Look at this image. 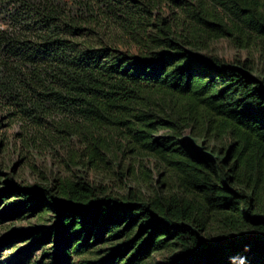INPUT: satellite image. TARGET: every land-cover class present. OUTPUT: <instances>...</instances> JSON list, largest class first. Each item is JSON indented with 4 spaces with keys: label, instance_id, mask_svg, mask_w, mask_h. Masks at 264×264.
<instances>
[{
    "label": "trees",
    "instance_id": "1",
    "mask_svg": "<svg viewBox=\"0 0 264 264\" xmlns=\"http://www.w3.org/2000/svg\"><path fill=\"white\" fill-rule=\"evenodd\" d=\"M1 2L0 107L68 172L16 195L56 212L57 248L107 236L126 239L107 264H264V0ZM221 40L256 55L230 65ZM123 160L133 188L87 177Z\"/></svg>",
    "mask_w": 264,
    "mask_h": 264
},
{
    "label": "rangeland",
    "instance_id": "2",
    "mask_svg": "<svg viewBox=\"0 0 264 264\" xmlns=\"http://www.w3.org/2000/svg\"><path fill=\"white\" fill-rule=\"evenodd\" d=\"M6 12L0 0V29L5 28ZM210 51L230 65L256 55L255 52L238 50L226 40L213 43ZM22 136L21 124L12 122L8 117V111L0 107V264H83L84 262L107 264L108 256L122 246L126 239L109 242V238L104 236V242L82 255L76 253L68 242L65 246L57 248L55 239H49L46 230L57 223L56 212L49 211L44 221H40L39 213H34L35 207L26 205L25 200L16 195L18 186L37 185L41 182V176L50 180L68 174L67 169L59 162L60 156L56 157L50 153L40 154L35 151L26 152L20 143ZM143 163L144 172H148L151 176L150 188L159 187L160 182L165 179L164 174L156 171L149 160ZM128 164V161L123 160L122 169H116L113 164L108 170L101 169L99 172L87 173V177L95 183L110 186L115 191H118L122 184L133 188L136 186L134 183L129 184L127 179L118 175L123 172L126 176ZM139 189L145 195L148 194L144 185ZM8 193L13 195L6 197L8 199L2 198ZM23 212L26 214H22ZM67 239L62 240L67 241ZM171 257L172 254L169 253H158L150 257L146 264H166Z\"/></svg>",
    "mask_w": 264,
    "mask_h": 264
}]
</instances>
